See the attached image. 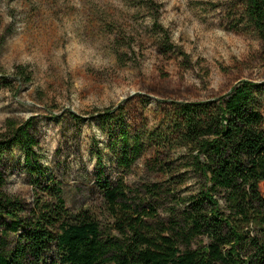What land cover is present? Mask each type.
<instances>
[{
  "label": "rangeland",
  "instance_id": "obj_1",
  "mask_svg": "<svg viewBox=\"0 0 264 264\" xmlns=\"http://www.w3.org/2000/svg\"><path fill=\"white\" fill-rule=\"evenodd\" d=\"M247 2L0 0V141L10 124H31L39 144L31 166L21 146L6 147L8 192L33 206L59 188L69 210L122 238L123 205L112 214L107 183L126 191L132 218L168 226L197 191L169 139L178 106L224 97L242 81L264 85V41ZM257 94L264 105V86ZM123 137L143 149L130 168L119 159ZM45 264H63L56 244Z\"/></svg>",
  "mask_w": 264,
  "mask_h": 264
},
{
  "label": "trees",
  "instance_id": "obj_2",
  "mask_svg": "<svg viewBox=\"0 0 264 264\" xmlns=\"http://www.w3.org/2000/svg\"><path fill=\"white\" fill-rule=\"evenodd\" d=\"M247 13L264 41V0H248ZM263 86L242 81L224 97L178 106L169 139L197 191L177 205L180 211L171 210L168 226L148 225L147 213L132 218L126 191L102 184L112 214L123 205L122 238L105 235L88 212L69 210L59 188L52 187L51 202L33 206L8 192L6 147L21 146L31 166L39 146L31 124H10L0 141V264H45L52 244L63 264H264V105L257 94ZM122 139L120 163L130 168L143 149ZM149 191L160 197L162 188Z\"/></svg>",
  "mask_w": 264,
  "mask_h": 264
}]
</instances>
